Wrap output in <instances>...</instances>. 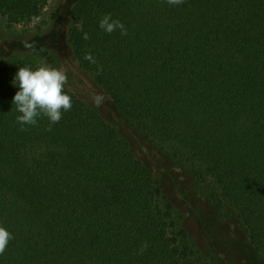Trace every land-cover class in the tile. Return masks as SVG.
I'll return each instance as SVG.
<instances>
[{
	"label": "trees",
	"instance_id": "1",
	"mask_svg": "<svg viewBox=\"0 0 264 264\" xmlns=\"http://www.w3.org/2000/svg\"><path fill=\"white\" fill-rule=\"evenodd\" d=\"M49 1L0 0V16L26 25ZM105 14L127 35L100 29ZM70 16L73 61L114 118L64 86L71 110L21 131L13 78L37 65L0 61V227L13 236L0 264H264V0H78ZM156 152L213 185L207 203L239 222L245 262L192 243Z\"/></svg>",
	"mask_w": 264,
	"mask_h": 264
},
{
	"label": "rangeland",
	"instance_id": "2",
	"mask_svg": "<svg viewBox=\"0 0 264 264\" xmlns=\"http://www.w3.org/2000/svg\"><path fill=\"white\" fill-rule=\"evenodd\" d=\"M77 1L50 0L40 17L26 25L8 24L0 16V61L11 64L25 59L37 66L43 62L63 69L68 77L65 87L93 106L92 96L101 94L100 90L77 68L67 43L72 26L70 10ZM26 43L33 44V47L25 48ZM103 97L104 101L99 109L105 118L113 120L109 100L105 95ZM156 154L157 163L153 165L155 172L158 173L159 170L162 173L160 175L165 177L164 190L180 213V225L186 230L192 243L202 253L213 252L215 249L245 262L250 249L239 222L231 217L216 215L207 203L206 198L214 190L213 185L205 183L197 186L191 181L185 167L170 162L168 155ZM256 264L261 263L258 261Z\"/></svg>",
	"mask_w": 264,
	"mask_h": 264
},
{
	"label": "clouds",
	"instance_id": "3",
	"mask_svg": "<svg viewBox=\"0 0 264 264\" xmlns=\"http://www.w3.org/2000/svg\"><path fill=\"white\" fill-rule=\"evenodd\" d=\"M169 5H180L184 0H165ZM99 28L105 33L111 34L120 30L121 35H127V30L119 20L112 19L111 14H105L99 21ZM90 37L84 33L82 39L88 40ZM25 48H32L33 44L26 43ZM84 59L90 63H97L95 58L86 53ZM102 68H98V74ZM68 82L67 73L60 68L52 67L46 63H41L35 70L29 66L18 68L13 84L18 85L19 91L12 98L19 113L17 122L21 125V131L26 130L23 125L35 126L39 117L49 120V130L51 125L58 123L63 113L71 110V96L64 91V86ZM104 101L102 94H94L92 102L95 107H100ZM13 239L12 234L4 227H0V255L6 251L8 243ZM147 248L143 244L140 248L142 253Z\"/></svg>",
	"mask_w": 264,
	"mask_h": 264
}]
</instances>
